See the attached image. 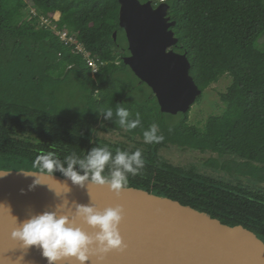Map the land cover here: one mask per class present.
Wrapping results in <instances>:
<instances>
[{
    "label": "trees",
    "instance_id": "obj_1",
    "mask_svg": "<svg viewBox=\"0 0 264 264\" xmlns=\"http://www.w3.org/2000/svg\"><path fill=\"white\" fill-rule=\"evenodd\" d=\"M16 1L0 0V168L39 170L34 162L47 152L55 153L65 167L66 156L83 158L95 147H108L113 155L118 150L135 152L92 137L101 115L110 128H123L117 107L128 110L129 120L139 114L140 124L128 130L130 134L144 140V132L155 123L157 135L163 137L141 151L144 166L138 174H128L129 187L149 188L159 167L153 150L167 142L264 166V0H167L176 21L172 29L187 51L195 84L204 91L224 75L231 77L219 93L223 112L208 116L202 129L188 125L186 116L176 123L159 119L166 114L160 113L153 94L154 105L149 107L127 99L133 88L125 73L130 69L119 55L124 35L118 25V0H28L60 13L53 21L55 30L39 25L38 16L26 17ZM65 27L97 66L93 75L83 55L72 53L55 34ZM68 84L71 91L65 95ZM109 108L112 119L103 113ZM108 170L106 166L105 174ZM53 174L65 177L59 170ZM157 177L156 193L179 180L190 190V182L180 174L170 181H163L160 172Z\"/></svg>",
    "mask_w": 264,
    "mask_h": 264
},
{
    "label": "water",
    "instance_id": "obj_2",
    "mask_svg": "<svg viewBox=\"0 0 264 264\" xmlns=\"http://www.w3.org/2000/svg\"><path fill=\"white\" fill-rule=\"evenodd\" d=\"M118 25L126 47L120 59L146 84L161 112H187L202 94L189 74L186 49L178 45L168 5L152 0H118ZM40 170L0 168V264H48L36 246L12 233L17 223L45 211L70 216L76 205L121 206V249L93 253L88 264H264V242L228 220L176 200L127 186L117 195L90 180L83 185ZM66 202V203H65ZM17 220H15V218ZM89 234L95 230L78 221ZM59 264H76L73 259Z\"/></svg>",
    "mask_w": 264,
    "mask_h": 264
},
{
    "label": "clouds",
    "instance_id": "obj_3",
    "mask_svg": "<svg viewBox=\"0 0 264 264\" xmlns=\"http://www.w3.org/2000/svg\"><path fill=\"white\" fill-rule=\"evenodd\" d=\"M103 113L106 119H112V109L109 108ZM115 115L119 118L120 126L128 130L140 124L139 114L135 120H129V112L124 107H117ZM157 132L158 126L153 123L144 132V141L151 143L162 140L163 137L157 135ZM65 161L66 167L53 152L39 155L34 162V166L40 170L36 176L42 173L52 174L59 170L74 184L83 185L85 181L90 180L97 186L107 185L119 195L128 185V174L136 175L144 166L141 150L137 149L132 153L118 150L113 155L108 147H95L83 158L72 153L65 157ZM77 165L83 174L77 170ZM106 166L109 169L108 174H105ZM63 207L64 205H60L56 211H45L17 223L13 237L25 247H38L48 264H59L73 258L76 264H88L91 254L107 253L124 246L119 230L123 219L121 206L101 210L94 204L76 205L71 216L60 211ZM78 221L95 231L89 234Z\"/></svg>",
    "mask_w": 264,
    "mask_h": 264
},
{
    "label": "flooded vegetation",
    "instance_id": "obj_4",
    "mask_svg": "<svg viewBox=\"0 0 264 264\" xmlns=\"http://www.w3.org/2000/svg\"><path fill=\"white\" fill-rule=\"evenodd\" d=\"M160 2H165L168 5L169 15L170 6L167 0H152L154 7ZM170 20H172L171 16ZM115 38L116 32L113 33V39ZM125 47L126 40L124 37V41H122L121 45L119 46V53H121ZM137 83L144 84L139 80ZM131 98L132 97H130L128 94L127 99ZM189 111L190 110L187 112H178L174 115L161 111L160 113L166 114V116L169 117L171 115L172 121L167 120L166 116H164L166 121L171 123L179 122L183 116H186V123L188 125L194 126L197 129H202L204 127L203 124L205 123L208 116L204 120V123L203 121L200 124L189 123ZM176 115H180V117L174 118ZM99 123L103 124V131L108 128L110 132H118L120 135H123L130 141L134 142L133 146H129L124 142H117L116 144H124V146L129 147L131 150L139 149L142 152L149 150V144L151 146V143H146L139 135L130 134L126 128H110V123L107 120H104L102 115L92 128L93 138L95 137L94 132L97 130L96 129L94 131V129L98 128L97 124ZM122 130H124V132H122ZM167 149H177L180 151L193 153L209 152L210 156L203 162L204 167L210 170L201 173L197 171V167L195 166L190 165V167L187 168L180 163H172L169 158L163 157L161 155V152ZM153 151H155L154 156L158 160L159 167L154 169V174L150 179V184L148 186L149 188L146 189L147 192L176 200L179 203L190 206L197 211L222 217L234 225H240L253 232L260 240L264 242V166L262 163H260V161L235 158L226 153L220 154L219 152L212 150L202 151L200 148L195 149L194 147L189 146H178L169 142L159 146ZM159 172L162 175L163 181L176 179V175L180 174L190 182V190L187 191L185 186H180L181 181L179 180V184L177 185L167 184V187L162 194L154 192L156 190L155 186L159 182L157 180Z\"/></svg>",
    "mask_w": 264,
    "mask_h": 264
},
{
    "label": "rangeland",
    "instance_id": "obj_5",
    "mask_svg": "<svg viewBox=\"0 0 264 264\" xmlns=\"http://www.w3.org/2000/svg\"><path fill=\"white\" fill-rule=\"evenodd\" d=\"M160 1V0H159ZM16 7L23 11L26 17H32V16H38L39 18V25L48 26L51 29L55 30V23L53 21L59 20L60 13L59 12H53L51 13L49 10L44 8H37L30 4L28 0H17L15 3ZM57 34L60 36V40L63 42L65 47L71 48L72 53H80L83 55V58L86 59L88 62V65L91 68V74L93 75L97 69V66L93 64V61L89 58V53L83 49L81 44L75 39L74 35H66L64 36V33H68L69 29L65 27L63 30L56 31ZM55 32V33H56ZM65 41H67L65 44ZM125 73L127 75L126 78H128V82L131 83V88H133L132 92L129 94L130 97H132L130 100L131 102L142 104L145 107H149L151 105H154V101H152V93L149 87H147L145 84L137 83L138 80L136 79L135 75L131 73L130 70L126 69ZM123 78V77H121ZM231 82V77L228 75H224L218 82L211 84L206 90L202 91V94L197 98L195 103L190 107V111L188 113V122L189 123H197L200 124L204 123V120L209 115H220L224 110V104L221 101L219 97V93L224 92L227 88V86ZM129 83H126L124 86L128 85ZM71 91V87L68 84L65 87V95L68 94V92ZM133 106L134 104H130ZM180 117V115H176L174 118ZM163 117H160L159 119H163ZM167 120L172 121L171 117L166 116ZM98 128L94 129V135L95 137L104 140L109 141L112 143H125L129 146H133L134 142L130 141L123 135H120L118 132H110L108 128H106L104 131L102 130V123L97 124ZM124 132V130H122ZM121 132V133H122ZM161 155L163 157L169 158L172 163L175 164H181L185 167H190V165L197 167V171L199 172H206L210 169L204 167V160L210 156L209 152L206 153H193V152H185L180 151L177 149H167L163 150L161 152Z\"/></svg>",
    "mask_w": 264,
    "mask_h": 264
},
{
    "label": "built area",
    "instance_id": "obj_6",
    "mask_svg": "<svg viewBox=\"0 0 264 264\" xmlns=\"http://www.w3.org/2000/svg\"><path fill=\"white\" fill-rule=\"evenodd\" d=\"M55 34H56V35H58V34H57V32H56ZM66 35H68V33H67V34H66V33H64V36H66ZM58 36H59V35H58ZM59 39H60V36H59ZM60 41H61V40H60ZM61 42H62V41H61ZM66 42H67V41H65V44H67ZM62 43H63V42H62ZM80 44H81V43H80ZM81 46H82V47H83V49L85 50V48H84V46H83L82 44H81ZM85 51H86V50H85ZM93 64H94V63H93Z\"/></svg>",
    "mask_w": 264,
    "mask_h": 264
}]
</instances>
